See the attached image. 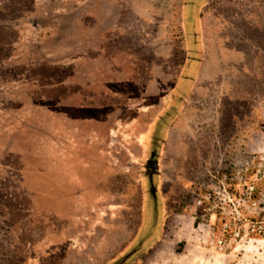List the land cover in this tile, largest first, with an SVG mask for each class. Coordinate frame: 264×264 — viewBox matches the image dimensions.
<instances>
[{"label": "rangeland", "instance_id": "rangeland-1", "mask_svg": "<svg viewBox=\"0 0 264 264\" xmlns=\"http://www.w3.org/2000/svg\"><path fill=\"white\" fill-rule=\"evenodd\" d=\"M194 233L264 256V0H0V264H157Z\"/></svg>", "mask_w": 264, "mask_h": 264}, {"label": "crops", "instance_id": "crops-1", "mask_svg": "<svg viewBox=\"0 0 264 264\" xmlns=\"http://www.w3.org/2000/svg\"><path fill=\"white\" fill-rule=\"evenodd\" d=\"M188 67V65H187ZM183 71L181 70V81L178 86H176L174 89L169 91V101H171L167 107L159 113L156 118L151 122L150 124V131H149V138L151 139V144L153 140V130L156 121L161 118V116L166 115L167 119L165 122V125L163 127V138L164 135L167 133L171 120L176 116V114L179 112L180 108L183 106L184 101V94H185V87L187 84V81L191 77L190 75L183 74ZM182 87V90H181ZM151 132V134H150ZM163 138L161 142L163 141ZM151 156H155L154 152H151ZM155 162V168H157V160H154ZM158 171L154 170L152 174H157ZM185 236V235H184ZM202 237L199 234H189L186 237L183 238L186 242L185 247L181 250H172V252H169V254H165V250H162L160 260L158 258L157 264H230V259L228 260V255L219 253L216 250H213L211 248L206 249L202 247H197L196 241L201 240ZM245 264H251L252 261L247 260ZM160 262V263H159ZM256 264H264V256H259L256 260Z\"/></svg>", "mask_w": 264, "mask_h": 264}, {"label": "trees", "instance_id": "trees-1", "mask_svg": "<svg viewBox=\"0 0 264 264\" xmlns=\"http://www.w3.org/2000/svg\"><path fill=\"white\" fill-rule=\"evenodd\" d=\"M166 119H167L166 115H163L155 123L153 130V140H152V145L154 147H156V145H158L163 138V127L165 125ZM156 140H158V144H156L157 142Z\"/></svg>", "mask_w": 264, "mask_h": 264}]
</instances>
